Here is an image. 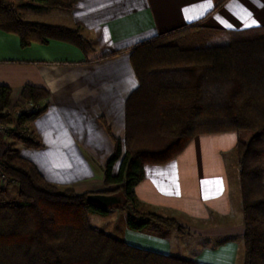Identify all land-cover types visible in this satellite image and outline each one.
Instances as JSON below:
<instances>
[{"label": "trees", "instance_id": "trees-1", "mask_svg": "<svg viewBox=\"0 0 264 264\" xmlns=\"http://www.w3.org/2000/svg\"><path fill=\"white\" fill-rule=\"evenodd\" d=\"M26 1L0 0V29L17 35L21 46L56 39L84 54L93 50L78 27L23 19L16 6ZM33 1L63 9L75 2ZM130 60L138 85L125 102L123 147L113 138L114 150L104 165L105 185L113 188L84 193L59 188L3 138L0 176L16 183L17 197L0 201V264H202L131 245L92 225L89 216L120 209L131 230L185 233L174 218L139 211L134 188L145 164L172 160L196 135L229 131L237 134L243 264H264V27L225 30L194 23L138 43ZM11 93L0 85V124H14L8 135L40 147L29 124L47 108L48 90L25 85L21 99L32 107L16 117L22 105L9 108ZM93 193L117 194L121 202L88 201Z\"/></svg>", "mask_w": 264, "mask_h": 264}, {"label": "crops", "instance_id": "crops-1", "mask_svg": "<svg viewBox=\"0 0 264 264\" xmlns=\"http://www.w3.org/2000/svg\"><path fill=\"white\" fill-rule=\"evenodd\" d=\"M16 9L25 20L78 27L93 48L84 54L56 39L23 47L17 35L0 29V85L11 88L9 108L26 105L25 85L50 94L47 108L29 124L41 146L10 142L45 179L77 193L114 187L105 185L104 165L113 138L123 147L125 102L138 85L130 60L134 46L194 23L225 30L264 27V0H75L68 9L28 0ZM236 139L234 131L199 134L172 160L144 165L134 188L137 209L174 218L185 233L131 230L125 212L113 209L121 228L111 227L109 234L202 264H243Z\"/></svg>", "mask_w": 264, "mask_h": 264}, {"label": "rangeland", "instance_id": "rangeland-1", "mask_svg": "<svg viewBox=\"0 0 264 264\" xmlns=\"http://www.w3.org/2000/svg\"><path fill=\"white\" fill-rule=\"evenodd\" d=\"M25 109L26 108L23 105L20 108L18 107V109L15 111L14 116L15 117L17 116L18 111H23ZM0 126L4 127V132L3 133L0 132V134H2L3 136L0 135V137L6 138L8 141L16 140V144H17L16 147H18V145L20 144L19 140L15 139L13 136L8 135L9 132L16 130L15 125L10 123V124H6V125L0 124ZM18 134L21 135L22 132H18ZM24 134H28V133H24ZM235 158H236V154H235ZM232 161H233V159H231V161H229V166H231V165L233 166ZM235 161H236L235 163L237 164L236 159H235ZM237 168H238V165H237ZM3 179H5V178L0 176V201H10L12 199H15L17 197L16 183L6 179L5 183L2 184ZM238 185H239V183H238ZM114 195H117V194H114ZM122 211H124V210H122ZM112 212H113V209H109L108 213L105 215H101L98 213H91L89 216L91 224L94 226L102 227L106 231H109L108 233H112L109 230L111 227L112 228L115 227L116 231L119 230L121 228V221H122L121 215H119V214L117 215L115 212H113V213Z\"/></svg>", "mask_w": 264, "mask_h": 264}, {"label": "water", "instance_id": "water-1", "mask_svg": "<svg viewBox=\"0 0 264 264\" xmlns=\"http://www.w3.org/2000/svg\"><path fill=\"white\" fill-rule=\"evenodd\" d=\"M5 149L3 147V138L0 137V157L4 155ZM87 200L101 204L103 206H110L121 202V197L117 195H108L103 193H93L87 196Z\"/></svg>", "mask_w": 264, "mask_h": 264}, {"label": "built area", "instance_id": "built-area-1", "mask_svg": "<svg viewBox=\"0 0 264 264\" xmlns=\"http://www.w3.org/2000/svg\"><path fill=\"white\" fill-rule=\"evenodd\" d=\"M26 109H30L31 107H32V104L31 103H28V102H26V105L24 106ZM17 113H19V111L17 112ZM0 132H4V127H1L0 126ZM2 135V134H1Z\"/></svg>", "mask_w": 264, "mask_h": 264}, {"label": "snow or ice", "instance_id": "snow-or-ice-1", "mask_svg": "<svg viewBox=\"0 0 264 264\" xmlns=\"http://www.w3.org/2000/svg\"><path fill=\"white\" fill-rule=\"evenodd\" d=\"M244 19H248V16H243ZM252 23H256L255 20H252Z\"/></svg>", "mask_w": 264, "mask_h": 264}]
</instances>
